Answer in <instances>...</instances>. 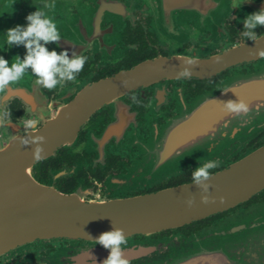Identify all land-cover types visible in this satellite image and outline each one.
<instances>
[{"label": "flooded vegetation", "instance_id": "1", "mask_svg": "<svg viewBox=\"0 0 264 264\" xmlns=\"http://www.w3.org/2000/svg\"><path fill=\"white\" fill-rule=\"evenodd\" d=\"M50 3L54 8L44 7ZM262 8L264 0H0V45L7 29L26 25L28 14L42 10L61 34L47 45L49 51L87 57L76 80L64 86L45 89L28 69L21 82L0 92V182L20 180L7 199L24 200L22 169L31 161L10 144L31 138L37 145L48 132L57 137L56 149L47 158H36L29 176L40 187L79 195L86 203L136 199L188 185L208 160L219 161L210 170L212 177L264 148V85L234 84L238 91L228 100L230 92L223 91L235 80L264 73V57L259 56L264 26L252 30L256 40L243 36L246 16ZM5 48L0 55L9 66L27 51L23 45ZM150 63L158 65L109 103L89 115L77 108L97 84ZM185 69L190 70L187 76L181 75ZM214 95L221 97L219 106L205 110L204 130L187 146L204 158L187 164L167 128L181 110L191 112L199 99ZM230 100H243L247 111L229 115L225 104ZM28 119L39 121L35 130L24 128ZM263 203L264 189L191 225L132 237L122 246L124 257L129 264H166L172 247ZM109 253L93 241L37 239L8 250L0 264H103Z\"/></svg>", "mask_w": 264, "mask_h": 264}, {"label": "water", "instance_id": "2", "mask_svg": "<svg viewBox=\"0 0 264 264\" xmlns=\"http://www.w3.org/2000/svg\"><path fill=\"white\" fill-rule=\"evenodd\" d=\"M155 65L158 64L143 65L133 72L97 84L87 91L77 108L89 115L97 107L109 103L115 93L128 91L137 78ZM122 81H127L128 86L123 87ZM234 82L233 90H229V94L227 91V100L238 91L234 84L264 85V73L255 79L246 77ZM220 98L214 95L199 99L193 111L183 110L169 125L167 131L179 142L180 154L187 157L200 155V152L193 154L188 150V142L203 132L201 117L207 108L219 106ZM191 130L198 134H192ZM42 138L37 145L31 138L10 144L21 148L22 154L31 161L22 169L26 189L22 202L7 199L20 180L0 182V256L16 245L33 243L37 239L95 242L102 233L114 228L122 229L126 239L150 236L217 215L247 202L264 189L262 148L227 171L210 177L206 181L209 184L207 191L191 183L136 199L86 203L79 195H64L54 188L40 187L29 176V168L37 159L49 157L56 149L57 137L48 132ZM1 154L8 157L10 153ZM189 200L193 201L191 206ZM167 244L170 242L163 243L159 249H164ZM172 249L174 254L166 259V264H264V203L230 217L217 227L185 240L183 246L178 244Z\"/></svg>", "mask_w": 264, "mask_h": 264}, {"label": "clouds", "instance_id": "3", "mask_svg": "<svg viewBox=\"0 0 264 264\" xmlns=\"http://www.w3.org/2000/svg\"><path fill=\"white\" fill-rule=\"evenodd\" d=\"M238 4H234L236 7ZM54 3L44 5L47 9L54 8ZM26 25H16L6 31L0 51H6L5 45H23L26 48V55L23 59L17 56L9 66V60L0 55V92H5L9 85H15L22 81L28 69H31L32 76L36 77L35 83L45 89L52 90L57 86H64L67 82L76 80L77 76L83 71L87 62V57L83 55L69 57L67 51L57 53L49 51L47 45L60 40L61 34L56 23L52 18L46 16L45 11L37 10L26 16ZM244 26L247 31L243 36L250 40H256L257 35L253 29L264 26V8L249 14L244 19ZM259 56L264 57V51L259 52ZM185 63L193 64L192 60ZM190 70L185 69L181 75L187 76ZM123 87L128 86L127 81H122ZM233 90L232 88L223 89L224 92ZM225 107L230 112L247 111V105L243 100L229 101ZM7 117L8 113H4ZM37 119L24 121V128L35 130L38 127ZM41 139H43L41 137ZM219 166L218 160H208L198 167L192 175V181L207 191L209 184L206 183L211 177L212 169ZM206 201V199H205ZM193 203L188 201L189 206ZM96 244L109 249L110 253L103 264H129L124 257V248L128 241L122 229L114 228L112 231L102 233L95 239Z\"/></svg>", "mask_w": 264, "mask_h": 264}, {"label": "rangeland", "instance_id": "4", "mask_svg": "<svg viewBox=\"0 0 264 264\" xmlns=\"http://www.w3.org/2000/svg\"><path fill=\"white\" fill-rule=\"evenodd\" d=\"M182 111L183 110H181V112L180 113H182ZM243 138V137H242ZM241 139V138H240ZM239 139V140H240ZM244 139H247V138H244ZM195 152H193V154H194ZM204 155H199L198 157H193V155H192V157L190 156V157H187V156H184V162L186 161V162H188L187 164H191V163H193V162H191L192 160L193 161H196V162H201L202 160H203V157Z\"/></svg>", "mask_w": 264, "mask_h": 264}]
</instances>
